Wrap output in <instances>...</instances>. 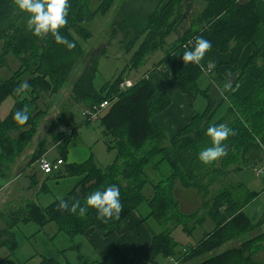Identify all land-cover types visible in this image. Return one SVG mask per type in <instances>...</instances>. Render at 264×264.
I'll return each instance as SVG.
<instances>
[{
	"label": "trees",
	"instance_id": "obj_1",
	"mask_svg": "<svg viewBox=\"0 0 264 264\" xmlns=\"http://www.w3.org/2000/svg\"><path fill=\"white\" fill-rule=\"evenodd\" d=\"M114 1L104 0L95 12H89L86 7L87 0H68L67 24L59 31L62 36L74 42L75 47L66 49L56 43L51 34L45 42L38 44V37L23 23L15 25L10 22L15 14L12 2L0 0V42L3 44V57L0 61L8 55L19 58V69L0 83V103L8 96L14 98L9 113L0 120V175L2 167L8 171L30 139L32 127L42 112L37 105L39 92L54 95L63 88L83 56L77 36L84 42L88 40L91 34L85 25L96 15L104 16L109 12ZM146 1V4L139 7L128 4L110 26V38L121 36L118 45L125 53L135 48L120 73L112 81L95 88L93 83L97 60L91 59L70 90L72 102L83 104L85 109L104 101L109 102L99 118V123L103 130L106 150L114 152V159L110 165L101 167L90 153L83 163L69 164L67 172L71 176L79 177L80 181L62 199L70 206L72 203H78L83 207L88 194L109 185H116L120 189V217L102 219L92 208H86L83 214L79 212V207L75 212L61 210L58 208L61 199L46 208L23 199V206L17 205L12 209L8 205L6 212L1 214L6 228L0 232V247L5 246L10 251L16 248L12 229L20 223H33L40 228L47 223H54L57 230L70 239L85 235L91 229L98 230L102 236H108L120 230L130 212L140 213L144 210L142 221L152 218L162 228V232L153 237L151 255L173 258L177 244L171 238L167 225L171 222L175 227L180 225L185 232H189L201 223V213L204 212L214 223V229L205 234L194 247L183 249L175 260L177 264L195 260V264H260L254 259V255L264 252V233L239 240L260 225V221L254 223L243 213V208L258 194L248 192L240 183L232 187L233 184L226 179L228 174L250 168L264 155V24L254 12V0H205L206 4L202 9L192 14L190 29L173 45H166L165 39L171 33L182 7L176 4L180 5L183 0H167L165 4L164 0ZM161 21L167 26L160 24ZM161 26L165 29H161ZM7 29L8 33H11L8 38L5 36ZM192 37H202L211 42V48L199 64L203 67L210 65V73L207 76H215L214 82L220 90L219 94L210 96L207 91L199 92L197 82L202 73L198 64H184L181 59L183 52L189 49L185 44ZM36 43L40 48L38 52L32 51ZM246 44L254 46V52L247 64L236 71L233 80L223 79L217 71L219 65L213 61L210 52L214 50L230 53V63L234 66ZM164 45L170 46L168 51ZM158 50H162L164 55L155 67H162V75L169 78L178 91L190 99L199 93L204 94L207 100L205 111L196 115L189 125L177 130L169 140L163 131L152 123V119L168 107L166 93L156 96L154 83L145 77L137 80L130 88H119L120 84L127 80L126 76L130 71L137 70L148 55ZM24 53H27L28 57ZM249 66L257 67L259 75L254 80L249 95L237 99L233 95V89L239 83L243 71ZM24 72L29 73L26 81L29 87L17 91L21 88L19 76ZM224 102L227 103L225 113L214 120L216 111ZM23 109L28 111L29 119L20 125L13 120V114ZM219 124L227 125L233 130V134L222 142L225 155L204 164L198 159V153L211 146L205 130L209 126ZM81 125L88 126L90 123L83 119L78 125H68L71 135ZM28 126L30 127L26 129ZM13 132L18 133L16 137H12ZM44 154V145L40 144L34 151L29 166ZM61 154L63 157L64 153ZM29 166L27 165L24 171ZM163 166L167 169L165 174L162 171ZM147 167H150L159 179L149 180L145 172ZM214 184H220L221 188L212 194L211 187ZM147 185L150 188L147 190L148 196L143 193ZM177 185L185 190H192L201 198L199 208L189 214L179 212L178 203L173 196ZM32 186L31 184L27 189ZM235 189L242 192L241 198L237 197ZM234 239L238 242L236 246L206 257ZM122 246L126 245L121 243L103 252L99 261L94 264H139L135 255ZM39 264L59 263L41 259Z\"/></svg>",
	"mask_w": 264,
	"mask_h": 264
},
{
	"label": "rangeland",
	"instance_id": "obj_2",
	"mask_svg": "<svg viewBox=\"0 0 264 264\" xmlns=\"http://www.w3.org/2000/svg\"><path fill=\"white\" fill-rule=\"evenodd\" d=\"M12 2L15 14L13 19L10 21L11 23L15 25L24 24L26 26V20L27 16L25 13L20 11L15 4V0H9ZM104 0H87V10L89 12H95L99 5ZM177 1V0H176ZM193 1V2H192ZM167 2V0H164V4ZM187 2L194 3V9L191 13L194 14L195 12H198L202 9V7L206 4L205 0H183L182 3L176 4L177 6H182ZM133 4V7H139L142 4H146V0H115L111 9L109 12H107L104 16L96 15L94 19L86 24V29L90 32L91 36L88 40L85 42L82 41L78 36L77 39L80 40L81 47L83 50V56L81 60L76 65L75 69L71 73L69 79L66 81L65 85L61 90H58V92L54 95L46 94L43 92H39V100H38V107L41 109V115L37 119L36 123L32 127V134L30 136V139L26 146L23 148V151L19 155L18 158L14 160V162L10 165V168L8 171L2 167L1 175H5L7 179L11 178H19L17 181H14L12 183L6 184L7 190L9 189L8 199H4V202L2 203L3 206H0V212H6L7 206L10 205L12 209L17 207V205H22V200L28 198V195H25V192L27 190L26 187H22L25 184L27 185L28 182L33 185L31 189L36 190L35 183L36 175H40V169L37 162L30 164V159L34 153V151L39 147L40 144L44 145V148L46 151L53 150L52 154H48V160L52 161L57 157V151H59V155H62L61 153H64L65 151H71L72 149L76 150L78 148L86 151H90L92 154L94 160L101 166L106 167L110 165L114 159V152H110L106 150V147L104 145V136H103V130L100 127L99 120L93 124H90L88 126H79L76 130V132L71 137H64L62 135V129L69 130L68 125H78L80 122H82L83 118L81 117L80 113L84 108L83 104H75L70 99V90L72 87L73 82L76 80L77 76L80 74L84 66L91 60L96 59L97 60V72L94 78V87L99 88L103 83L110 82L114 79L115 76H117L122 68L126 65V62L129 60V58L132 55V52L125 53L124 49L118 45L119 40H121V36H116L113 40L109 36L110 32V26L113 23L114 20L117 19L119 16L120 11L128 4ZM163 4V5H164ZM182 8V7H181ZM181 8L179 12L181 11ZM69 10V9H68ZM178 12V13H179ZM170 13H173L170 11ZM172 15H175L174 13ZM178 18H180L178 16ZM177 18V19H178ZM176 19V20H177ZM175 20V21H176ZM164 21V20H163ZM163 21L160 22V24L164 25L166 27L167 25L163 23ZM10 23V24H11ZM175 22L173 23V25ZM163 26H161V29H165ZM8 29L5 32L8 38V35L11 33H8ZM49 36V34H44L42 36L38 37V44L40 42H45V39ZM188 41L195 42V39L192 37L188 39ZM38 44L36 43L35 46L32 48V51H40V48L38 47ZM3 44L0 42V59L3 57L2 50ZM189 48L188 50H190ZM161 54L164 55V52L162 51ZM159 52L153 53L151 57L156 59L157 57H162ZM26 57H28L27 53H24ZM198 67L201 70V73H204V67L201 66L199 63ZM209 65V64H208ZM210 66V65H209ZM19 69V58L14 55H8L5 56L3 61H0V83L10 78L17 70ZM144 71L143 66L138 68V74H142ZM152 71H155L156 74H158L159 79H167L165 78L162 73L163 69L162 67L155 68L153 66ZM151 71V72H152ZM136 71H133L130 75L126 76L127 81L134 84L133 78L135 76ZM29 78V73L24 72L19 76L20 86L23 82H26ZM231 78V80H233ZM215 84V82H214ZM221 96V95H220ZM14 103V98L8 96L3 102L0 103V120L5 118V116L9 113L10 109L12 108ZM227 104L226 102H224ZM30 126L26 127L28 129ZM17 132L11 133L12 137L17 136ZM57 150V151H56ZM55 151V154H54ZM29 166L26 168V164ZM217 164V163H216ZM254 167L256 169L260 170L261 173L256 177V173L252 171L253 168H247L243 169L238 172H233L232 174H228L226 176V179L229 183L233 184L232 187L238 183L242 184L248 192H256L258 196L254 198L248 205H246L243 209L244 215L254 223L260 221V225L257 229L254 230V232H251L250 234L244 235L239 240L247 239L251 236H254L258 233H264V159L259 164H256ZM162 171L165 174L167 172V169L165 166L162 167ZM23 169V171H22ZM64 171V174L66 176H71L67 172ZM145 172L147 173L148 179L156 181L159 179V176L150 168L147 167L145 169ZM1 178V177H0ZM28 182H27V181ZM1 183H5L6 179L2 178L0 179ZM40 184V183H39ZM37 189L40 188L38 187ZM41 186V184H40ZM177 189H175V192L173 193L174 200L178 203V209L180 213L183 214H189L192 211L196 210L200 206L201 198L196 195L195 192L192 190H185L183 188H180L178 185L176 186ZM221 188L220 184H214L211 187L212 194L215 191H218ZM150 190L148 185L145 187L143 193L144 195L148 196L149 193H147V190ZM0 194H5V189L0 190ZM31 191V190H30ZM236 195L238 198L242 197V192L240 190L235 189ZM16 192H19L20 195H17ZM14 193V194H12ZM151 193V192H150ZM30 195H33L32 193ZM10 196L13 198L10 199ZM36 197V195L33 196V198ZM1 198V196H0ZM32 198V199H33ZM48 199V200H47ZM37 203H39L41 206L47 205L49 203V195H43L40 194L38 196ZM6 204V205H5ZM23 206V205H22ZM7 215V213H6ZM203 220L200 224H197L194 226V229L186 233L181 226H174L171 222L167 225V229L170 232L171 238L175 241L177 244L174 252L175 256L172 258L173 260H167L165 261V264H177L175 262L176 258L183 252V249L186 247H194L203 237L205 234L210 233L214 229V223L209 219V217L206 215V213H201ZM148 226L154 228L155 223L152 220H149L146 222ZM32 225L33 223H29ZM31 228H36L32 225ZM156 229V228H155ZM162 231V228L158 227L156 229V232ZM15 241L19 244V247L17 250H14L15 255L13 257L10 256V260L16 262L15 257L17 254H22L21 247L20 246H32V243L30 241V237L33 234L32 229H23L19 227L18 231L15 232ZM50 238V237H48ZM57 241H52V244H58L56 242H60V240L67 241L66 237L63 235H59L57 237ZM37 243L39 246V240H37ZM238 242L234 240H230L226 243H224L222 246L217 248L214 252L207 254L206 257H210L211 255H215L218 253L223 252L226 249H229L231 247H234L237 245ZM5 253H7V250L5 247L0 249V258H2ZM38 257H34L33 260H31L30 264H36L38 261ZM254 259L258 261L260 264H264V252H257L254 255ZM163 260V259H162ZM11 261V262H12ZM197 263L196 260L193 262H190L188 264H195ZM10 264V263H9ZM14 264V263H13Z\"/></svg>",
	"mask_w": 264,
	"mask_h": 264
},
{
	"label": "crops",
	"instance_id": "obj_3",
	"mask_svg": "<svg viewBox=\"0 0 264 264\" xmlns=\"http://www.w3.org/2000/svg\"><path fill=\"white\" fill-rule=\"evenodd\" d=\"M245 1L248 0H239V2ZM192 2H187L182 5L181 11L179 13L180 18L175 21L171 33H169L165 39L166 45H173L176 40L181 39L190 29L192 17L191 13L194 9V3ZM254 12L258 16L260 22L264 24V0H254ZM139 41L137 43H139ZM169 47L170 46L165 47V50L168 51ZM134 50L135 48L130 52L133 53ZM162 50H158L156 52H159V54H161ZM156 52L154 53L156 54ZM253 52L254 46L252 44L244 45V47L240 51L238 60L234 66L230 63V53H219L217 51L212 50L210 52V55L213 61L219 65L217 70L218 74L223 79H229L234 76L238 69L243 68L247 64ZM150 55L152 56L153 53ZM150 55L146 57L144 63L142 64L144 69L142 74H138L137 69L130 71L128 75L133 73V71H136L134 72L135 76L132 82L135 83L137 80L141 79L142 77H145L146 79H149L154 83L156 87V96H159L163 92L166 93L168 97V107L162 114L155 116L152 119V123L158 126L163 131L164 135L166 136V139L169 140L176 134L177 130L183 129L184 127L189 125V123L193 120L196 115H200L205 111L207 107V100L206 97H204V94L199 93H197L190 99L189 97H187V95L179 92L175 84L169 78L159 79V75L156 74L155 71H152V68L153 66L155 67L156 64L161 60L163 54H161L162 57H157L156 59H154ZM212 74L213 73L211 72L210 75ZM258 75L259 70L255 66H249L247 69H245L243 71L239 83L233 89V95L237 99H243L248 96L254 86V80L258 77ZM215 80V76L210 77L202 72V75L197 82L199 92L207 91V94L210 96H213L214 94H219L220 90L217 87L216 83L214 84ZM225 110L226 104L224 103L216 111V114L214 115V120L222 116L225 113ZM52 153L53 150H45L44 156L48 158V154ZM56 153L57 157L52 161H55L57 159L63 160V164L59 167L58 171L50 175H44L40 171L41 174L36 175L35 180V183L37 182V184H41V186L40 184L38 185V187L40 188L37 189V184H35L36 190L32 188L27 189L28 191L25 192V195H28V198H26V200H30L36 203V205L41 208H46L52 202L62 199L67 193L74 189V187L79 183L80 178L76 176H66L64 174V171L66 172V169L68 168L67 166L69 164H81L85 160H87L90 155L89 149L88 151L87 149L86 151H84L80 148L76 150L72 149L71 151L66 150L65 155L63 154V157L62 155L58 154L59 151H57ZM263 159L264 155H261L258 160L255 161L252 166H250V168H253L252 171L254 172V174L256 173V171H260L254 166L262 162ZM0 177V179H6L5 183L0 182V190L5 189V194H0V206H3L2 203L4 202V199L9 198L6 197L8 196L6 194H8L9 189L7 190V187L5 185L8 184V182L10 184L14 181H17L19 178L7 179L5 175H0ZM30 185L31 183L29 181L27 185L25 184L22 187H29ZM175 189L177 188L175 187ZM16 193L17 195H20L19 192ZM31 193L33 195H30ZM40 194L49 195L50 202L47 203V205L41 206L39 203L36 202ZM34 195H36V197L33 198ZM12 198L13 197L10 196V199ZM144 212V210H142V212L140 213L130 212L124 219L120 230L118 232L111 233L108 236H102L98 230L91 229L85 235L74 236L72 239H70L63 232H59L57 230V226L54 223H47L41 228L35 224H32L36 227L35 229L31 228L32 225H30L29 223H20L18 226L12 229V233L14 234V240L16 234L15 232L16 230L18 231L19 227L27 230L32 229L34 234L30 237L32 246H20L22 254L16 255V262L8 258H10L9 255H11V257L15 255L14 250H17L19 244L15 241L16 248L13 251H10V249L5 246H1L0 249L5 247L7 253H5L2 258H0V264H30V261L33 260L35 256L39 258L36 264H39L41 259L53 260L59 264H64L65 262L69 264H94L95 262L99 261L100 255L103 252L121 243L123 245H126L122 247H127L128 250L135 255L139 264H165V261H167L168 259L173 260L172 257L164 258L160 255L152 256L150 253V248L154 235L159 234L162 231L156 232V229L160 226L156 223L154 219L149 218L145 222L142 221L141 216L142 214H144ZM1 214L2 212H0V232L6 228L4 222L2 221ZM149 220L154 221V228L147 225L146 222H148ZM59 235L65 236L67 241L60 240V242H56L58 244H52V241H57V237ZM37 240H39L41 246L38 245Z\"/></svg>",
	"mask_w": 264,
	"mask_h": 264
},
{
	"label": "clouds",
	"instance_id": "obj_4",
	"mask_svg": "<svg viewBox=\"0 0 264 264\" xmlns=\"http://www.w3.org/2000/svg\"><path fill=\"white\" fill-rule=\"evenodd\" d=\"M16 7L26 14V26L39 37L44 34H51L56 43L64 46L66 49L75 47L74 42L60 34L67 24L68 0H15ZM211 48V42L197 37L190 50H185L181 55L183 63H199L205 56V53ZM27 82H23L20 89L28 88ZM29 119V113L26 109L17 110L13 114V120L23 125ZM205 134L210 138V145L203 148L198 153V159L204 164L211 163L225 155V146L222 143L228 136L233 134V130L225 124L212 125L205 130ZM79 207V212L83 214L86 208L95 209L98 217L102 219L119 218L121 214L120 189L116 185H109L102 190L91 192L85 198V206L81 207L78 203H72L71 206L65 200L61 199L58 208L75 212Z\"/></svg>",
	"mask_w": 264,
	"mask_h": 264
},
{
	"label": "built area",
	"instance_id": "obj_5",
	"mask_svg": "<svg viewBox=\"0 0 264 264\" xmlns=\"http://www.w3.org/2000/svg\"><path fill=\"white\" fill-rule=\"evenodd\" d=\"M196 39V38H194ZM194 45L193 41H187L185 46L187 48H192ZM210 73V67H204V74L208 75ZM131 86H133V84L127 80H124L121 84H120V89H126V88H130ZM109 102L104 101L102 103H100L97 106H92L89 109H84L81 111L80 115L81 117L86 120L88 123L93 124L95 122H97L100 118V116L105 112L106 108L108 107ZM63 132V134L65 135H71V129L66 130V129H62L61 130ZM38 166L40 171L44 174V175H50L56 171H58L59 167L63 164L62 160H55V161H50L48 160L45 156L41 157L38 161ZM260 174V171H256V177H258V175Z\"/></svg>",
	"mask_w": 264,
	"mask_h": 264
}]
</instances>
